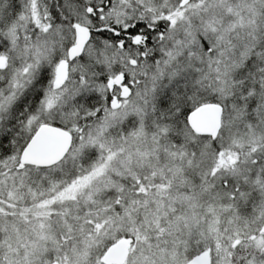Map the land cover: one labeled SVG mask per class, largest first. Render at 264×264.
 Wrapping results in <instances>:
<instances>
[{"label": "snow or ice", "instance_id": "obj_1", "mask_svg": "<svg viewBox=\"0 0 264 264\" xmlns=\"http://www.w3.org/2000/svg\"><path fill=\"white\" fill-rule=\"evenodd\" d=\"M0 264H264V0H0Z\"/></svg>", "mask_w": 264, "mask_h": 264}]
</instances>
